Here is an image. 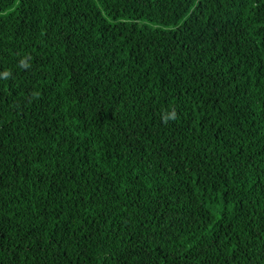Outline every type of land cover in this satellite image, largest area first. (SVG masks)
Segmentation results:
<instances>
[{"label":"trees","instance_id":"obj_1","mask_svg":"<svg viewBox=\"0 0 264 264\" xmlns=\"http://www.w3.org/2000/svg\"><path fill=\"white\" fill-rule=\"evenodd\" d=\"M0 264H264V0H0Z\"/></svg>","mask_w":264,"mask_h":264}]
</instances>
